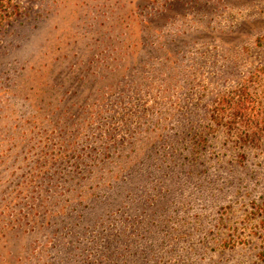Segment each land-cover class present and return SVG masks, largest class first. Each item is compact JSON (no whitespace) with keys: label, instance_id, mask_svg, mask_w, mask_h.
I'll return each mask as SVG.
<instances>
[{"label":"rangeland","instance_id":"374dc122","mask_svg":"<svg viewBox=\"0 0 264 264\" xmlns=\"http://www.w3.org/2000/svg\"><path fill=\"white\" fill-rule=\"evenodd\" d=\"M0 264H264V0H0Z\"/></svg>","mask_w":264,"mask_h":264},{"label":"trees","instance_id":"16d2710c","mask_svg":"<svg viewBox=\"0 0 264 264\" xmlns=\"http://www.w3.org/2000/svg\"><path fill=\"white\" fill-rule=\"evenodd\" d=\"M245 95V100L247 99V101H249V105L247 104L246 105V103L243 101V104H242V102H240L241 101V99H240V101L234 106V110H236V113H235V116H237V110H239V112L241 111V112H243L242 110L243 109H249L250 107V105H251V103H252V100H248V96H247V94H244V92H242L241 93V91H240V94H239V97L240 98H242L243 96ZM226 102H228L229 104H232L231 103V101H229V100H225Z\"/></svg>","mask_w":264,"mask_h":264}]
</instances>
